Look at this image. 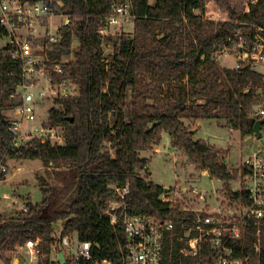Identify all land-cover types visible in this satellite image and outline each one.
<instances>
[{"label":"trees","instance_id":"16d2710c","mask_svg":"<svg viewBox=\"0 0 264 264\" xmlns=\"http://www.w3.org/2000/svg\"><path fill=\"white\" fill-rule=\"evenodd\" d=\"M26 1L45 3L69 18V24L59 27L58 41L44 52V61L70 57L64 68L77 92L56 101L47 113L50 125L63 127V144L32 138L14 147L4 112L21 101L11 96L22 79L21 65L10 57V44L0 46V166L6 168L8 160L39 159L45 168L36 175L41 200L33 203L27 197L26 211L0 215V260L11 264L14 252L28 239L39 240L38 258L48 257L61 236L74 234L76 240L91 243L89 259H80V264H124L125 233L120 224L110 223L105 209L116 188L128 185L130 212L173 223V230L164 233L161 264H204L210 254L204 242L196 256L181 253L196 229L181 240L172 234L184 235L194 211L162 199L164 186L149 179V158L141 153L158 146L162 132H167L171 146L188 163L222 182L221 203L231 204L244 195L231 189L243 173L240 164L229 170L219 151L194 138L191 127L194 121L212 118L242 136L253 135L254 105L262 97L264 74L249 66L223 68L216 60L240 26L233 22L236 2L217 0L227 18L211 20L202 16L204 0ZM125 1L135 16L132 32L101 37L99 27L113 7ZM241 19L264 24V0H257ZM5 35L0 29V36ZM107 44L112 53L105 61ZM6 174L0 170V180ZM254 233L252 222L245 221L242 237L231 242L233 254L249 256L250 264H264V233L257 252ZM61 264H71L70 256Z\"/></svg>","mask_w":264,"mask_h":264},{"label":"built area","instance_id":"2783aa9c","mask_svg":"<svg viewBox=\"0 0 264 264\" xmlns=\"http://www.w3.org/2000/svg\"><path fill=\"white\" fill-rule=\"evenodd\" d=\"M256 2L257 0L240 2L233 19V22L240 26L231 33L228 43L216 53V58L221 54L233 56L234 68L237 69L249 66L256 70L258 66L264 65V24H253L241 19V15L249 12L251 5ZM57 5H61V2L57 1ZM57 14L61 21L54 27L52 18ZM134 18L129 1H125L113 7L107 20L99 27L98 33L101 37L113 34L111 29L121 23L133 27ZM67 24V16L60 11L56 13L45 3L0 0V29L9 37L6 44H10V57L21 65L22 79L11 95L21 101L11 109L14 116L8 118L14 147L25 145L32 138L52 145L64 143L63 127L50 125L46 117L49 108L56 104V101L73 96L77 92V86L66 76L64 68L70 57L45 62L44 52L50 44L58 41L59 27ZM37 39L44 42L39 43ZM55 76L60 78L54 79ZM259 93L262 97L254 105L256 118L264 117V87L259 89ZM45 100L50 101L51 105L46 109L45 118L38 120L37 110ZM261 135L264 137L262 132ZM240 167L243 173L238 180V187L231 189L241 190L245 197L241 194L231 204H223L220 201L221 195L215 192L214 207L206 205L202 209H194L193 224L187 228L184 235L181 236L179 231L172 232L181 240L187 236L189 230H197L196 236L185 241V246L181 248L182 254L196 256L201 248L200 242H204L210 248V254L204 264H250L249 256L233 254L231 242L242 237L244 222L249 220L255 228L252 246L254 251L259 250L260 237L264 233V147L259 144L257 150L252 151L240 162ZM0 170L4 171L5 166L1 165ZM193 193L198 195V199L204 200V195L197 190L194 189ZM128 194V185L116 188V192L107 198L105 209L110 223L120 224L125 233L127 250L124 264H161L164 233L173 230V223L130 212ZM14 204L20 205L21 211L27 209L25 204H20L18 200H15ZM70 235L60 237V244L66 249V252H62L63 257L70 256L71 264H80V259H89L91 243L76 240V245L73 246ZM38 241L28 239L20 247L28 255L29 263L32 258L40 256ZM100 264L109 262L103 260Z\"/></svg>","mask_w":264,"mask_h":264},{"label":"rangeland","instance_id":"374dc122","mask_svg":"<svg viewBox=\"0 0 264 264\" xmlns=\"http://www.w3.org/2000/svg\"><path fill=\"white\" fill-rule=\"evenodd\" d=\"M16 1V0H13ZM230 3L236 2V9L242 0H229ZM227 11L217 0H204L202 16L211 20H224L227 18ZM54 27L61 21L59 14L52 18ZM44 22H42L43 24ZM42 31V28L39 29ZM133 30L130 24H119L111 29L113 34H129ZM39 31V32H40ZM9 37L0 36V46H4ZM105 61L112 53L110 44L104 45ZM219 66L223 68L234 67V57L229 54H221L216 58ZM264 74V65L256 69ZM54 104V103H53ZM51 105L50 101H43L37 110L38 120H43L46 116V109ZM7 118L13 117L14 112L5 110ZM194 131V138L203 139L209 145L214 146L219 151V156L224 158L229 170L236 169L240 162L252 151L259 148L258 140L254 135L242 136L239 130L230 128L225 121L218 119H199L191 123ZM264 134V126L261 129ZM142 156L149 158L147 163V174L150 180L161 184L166 191L162 194L164 200L176 202L182 209L194 210L202 209L204 206L214 207L215 192L220 195L219 190L223 184L220 180L210 176L206 170H196L195 167L186 161L185 156L175 150L170 144V136L167 132H162L161 140L158 146L153 150L142 152ZM44 167L39 159L8 160L5 170L6 178L0 180V215L11 217L20 210V205L14 204L18 200L20 204L29 197L30 201L39 202L42 198L41 191L37 185V174L44 173ZM144 175L142 171L140 173ZM238 181L231 183V188H237ZM197 190L204 195V200L198 199V195L193 193ZM15 192V197L13 195ZM7 194L8 197H5ZM56 225V233H58ZM60 226V225H59ZM72 236V245H76V237ZM58 247H56L57 249ZM23 248H18L13 255L11 264H26L28 255ZM37 258L36 261L40 262ZM0 264H5L0 260ZM32 264H34L32 262ZM53 264H59L57 262Z\"/></svg>","mask_w":264,"mask_h":264},{"label":"water","instance_id":"95a60500","mask_svg":"<svg viewBox=\"0 0 264 264\" xmlns=\"http://www.w3.org/2000/svg\"><path fill=\"white\" fill-rule=\"evenodd\" d=\"M264 125V117H261V118H257L254 122V125H253V134L254 136L257 138L259 144L264 147V137H262L261 135V126ZM167 188L164 187V191H166ZM58 259L61 261V262H64V257H63V254L62 252L59 253L58 255ZM14 264H17L16 262H14Z\"/></svg>","mask_w":264,"mask_h":264},{"label":"crops","instance_id":"0c3cea01","mask_svg":"<svg viewBox=\"0 0 264 264\" xmlns=\"http://www.w3.org/2000/svg\"><path fill=\"white\" fill-rule=\"evenodd\" d=\"M14 194H15V192H13V195ZM6 195H5V197H6ZM15 197H17V196H15ZM60 252H66V249H63L62 245L60 244V240H59V242H58V248L56 249V247H54L53 250H52V252H51V254L48 257H45L44 259H41L40 261L48 260L49 261V264H53L55 262L61 264L62 262L58 259V255H59ZM26 256H27V254H26ZM26 256H25V259H26ZM32 259H33L32 262L34 264H38L39 263V261L38 262L36 261L37 258H32ZM28 261H29V258H28ZM32 262L30 261V263L27 262L26 264H32Z\"/></svg>","mask_w":264,"mask_h":264}]
</instances>
